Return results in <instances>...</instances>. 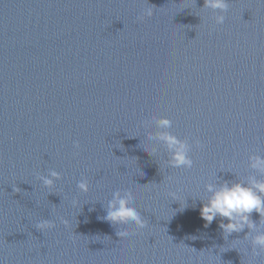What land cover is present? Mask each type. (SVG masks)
<instances>
[{"label":"clouds","instance_id":"9594fccd","mask_svg":"<svg viewBox=\"0 0 264 264\" xmlns=\"http://www.w3.org/2000/svg\"><path fill=\"white\" fill-rule=\"evenodd\" d=\"M204 8L215 12L214 20L217 25L223 24L226 13L230 7L228 0H205ZM157 6L149 4L142 13L137 17L138 21H143L146 17H152L155 14ZM59 122V120H58ZM147 124V122H143ZM161 129H172L174 123L168 117L159 119ZM149 139L153 142L159 140L165 145L170 158L167 164L171 168L191 169L194 165V160L190 155L192 151V143L188 137L181 138L174 131H161L158 135H151ZM194 143L197 148H203L204 144L196 138ZM74 148L77 150L74 155H79L81 147L80 141L73 142ZM249 167L253 171V175L247 180H222L216 182H208L205 185L208 193L203 201L201 208V216L206 221L205 226L210 225L213 220L220 217L219 227L222 229V234L225 240L232 233L242 232L245 228L248 229L243 238L233 239V248L236 249V244L248 241L251 246V254L253 257L264 256V156L253 154L249 156ZM37 178L43 182L46 187H54L55 182L62 178V173L55 169L49 171L48 175L37 173ZM171 179V177H169ZM77 187L81 192L87 193L90 191V182L87 177L81 179L77 183ZM22 189L19 186L13 188L14 193H20ZM173 197L176 196L172 192ZM74 204L77 201H73ZM137 199L131 189L116 190L112 199L108 201L106 215L103 219L109 221L112 225H128L135 224L138 231L150 227V222L145 218L144 214L136 207ZM253 212L259 213V222L253 220ZM227 220V223L224 221ZM64 225H69L70 221L61 217ZM56 227L55 221L51 219H43L37 223L38 230H48ZM116 235L120 238H131L134 233L127 229L116 231ZM172 239V237L170 236ZM195 239V237H192ZM193 251H197L192 247ZM247 251V248L245 249ZM203 255V250L200 251ZM249 264H252L250 261Z\"/></svg>","mask_w":264,"mask_h":264}]
</instances>
